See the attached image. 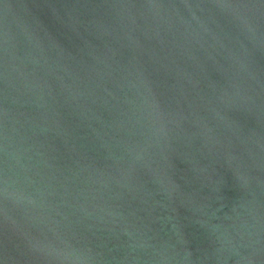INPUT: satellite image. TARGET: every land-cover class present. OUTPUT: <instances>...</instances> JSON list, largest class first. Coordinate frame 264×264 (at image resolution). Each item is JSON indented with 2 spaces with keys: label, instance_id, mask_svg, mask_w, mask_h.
<instances>
[{
  "label": "water",
  "instance_id": "obj_1",
  "mask_svg": "<svg viewBox=\"0 0 264 264\" xmlns=\"http://www.w3.org/2000/svg\"><path fill=\"white\" fill-rule=\"evenodd\" d=\"M0 264H264V0H0Z\"/></svg>",
  "mask_w": 264,
  "mask_h": 264
}]
</instances>
